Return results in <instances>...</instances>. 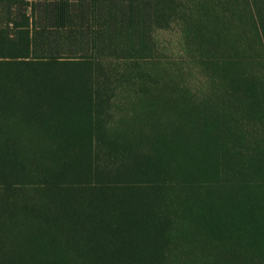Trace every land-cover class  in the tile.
<instances>
[{"label": "rangeland", "instance_id": "rangeland-1", "mask_svg": "<svg viewBox=\"0 0 264 264\" xmlns=\"http://www.w3.org/2000/svg\"><path fill=\"white\" fill-rule=\"evenodd\" d=\"M0 264H264V0H0Z\"/></svg>", "mask_w": 264, "mask_h": 264}]
</instances>
